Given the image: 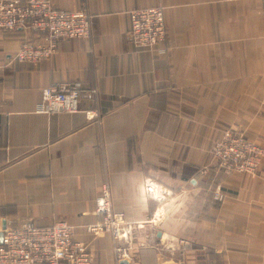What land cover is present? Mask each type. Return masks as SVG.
Segmentation results:
<instances>
[{"label": "crops", "instance_id": "1", "mask_svg": "<svg viewBox=\"0 0 264 264\" xmlns=\"http://www.w3.org/2000/svg\"><path fill=\"white\" fill-rule=\"evenodd\" d=\"M51 1L85 5L90 34L22 63L12 57L26 35L0 28V229L62 219L90 242L107 184L113 209L135 222L129 264H264V156L254 174H225L212 154L228 128L264 148V0ZM155 6L165 53L128 35L127 11ZM59 81L95 87L81 109L99 117L36 112ZM89 248L91 264H116L111 232Z\"/></svg>", "mask_w": 264, "mask_h": 264}, {"label": "built area", "instance_id": "2", "mask_svg": "<svg viewBox=\"0 0 264 264\" xmlns=\"http://www.w3.org/2000/svg\"><path fill=\"white\" fill-rule=\"evenodd\" d=\"M127 14L131 43L145 51L165 53L168 30L163 8L136 7L129 9ZM0 28L4 32L21 31L26 35L12 57L14 60L36 63L49 59L61 39L88 38L90 14L85 5L69 11L55 7L51 0H0ZM31 35H36L34 40L29 38ZM96 93L95 87H85L80 82H54L42 89L35 110L43 114L84 111L86 119L92 121L99 117L98 112L82 110L81 102L93 98ZM212 154L217 160V172L254 174L264 156V148L245 132L228 128L215 141ZM210 172L208 166H203L196 175L204 178ZM212 195L218 200L224 197L219 186ZM94 212L102 218L85 226L90 242L77 238V227L62 219L46 226L24 219L14 227L1 228L0 264H91L90 243H97L106 232L112 233L116 264L122 260L131 261L135 222L113 209L107 184L102 185L101 193L94 200Z\"/></svg>", "mask_w": 264, "mask_h": 264}, {"label": "water", "instance_id": "3", "mask_svg": "<svg viewBox=\"0 0 264 264\" xmlns=\"http://www.w3.org/2000/svg\"><path fill=\"white\" fill-rule=\"evenodd\" d=\"M0 240H2V233H0ZM120 264H129L126 260H122Z\"/></svg>", "mask_w": 264, "mask_h": 264}]
</instances>
